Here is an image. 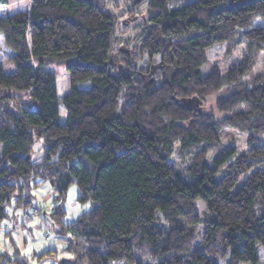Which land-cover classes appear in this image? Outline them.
Segmentation results:
<instances>
[{
    "label": "trees",
    "instance_id": "1",
    "mask_svg": "<svg viewBox=\"0 0 264 264\" xmlns=\"http://www.w3.org/2000/svg\"><path fill=\"white\" fill-rule=\"evenodd\" d=\"M29 1L0 16L11 53L0 61V89L30 98L0 97V225L8 206L28 208L48 182L69 255L56 264H258L264 75L245 76L264 54V0ZM216 45L242 47L241 58L203 74ZM58 64L69 74L60 99L48 70ZM222 86L217 117L204 105ZM73 183L77 201L93 207L64 223Z\"/></svg>",
    "mask_w": 264,
    "mask_h": 264
},
{
    "label": "rangeland",
    "instance_id": "2",
    "mask_svg": "<svg viewBox=\"0 0 264 264\" xmlns=\"http://www.w3.org/2000/svg\"><path fill=\"white\" fill-rule=\"evenodd\" d=\"M135 0H132L134 2ZM195 0H173L170 7H177L182 4ZM29 0H9L5 7H0V16L11 15L16 12H24L29 8ZM142 8V6H140ZM11 55L10 51L4 46L0 35V61H4ZM207 63L202 66L201 72L207 74L213 67H217L220 72H224L233 64H236L242 55V47H238L231 53H225V46H213L206 51ZM48 70L54 74L56 83V93L58 99L68 92L69 74L63 64L51 65ZM4 72L10 74L13 72V65L7 63L4 65ZM264 75V54L260 53L250 74L247 76ZM86 86V85H85ZM9 94L20 95L24 103H28L30 98L26 91H15L5 89ZM0 89V97L5 95ZM224 94V86L214 94L208 96L204 108L215 116L219 113L215 109V101ZM66 112L59 103L60 122H64ZM230 135L229 130L223 131L222 135ZM235 143L243 146V137L236 134ZM212 155V154H211ZM41 157V141L36 140L33 146L32 159L38 160ZM238 182L237 186L240 184ZM236 186V187H237ZM55 194L54 189L48 182L42 183L32 190V202L28 208H16L13 204L6 208L8 216L0 225V264H56L62 258L69 255L65 251L66 242L64 238L57 236L52 216L53 203L52 196ZM79 190L76 184H71L62 202L65 210L63 216L64 223L74 221L80 214L91 210L93 204L79 203L77 197ZM198 214L202 215L205 209L204 202L196 199ZM201 234L196 238L195 246L200 244ZM258 264H264V251L257 250Z\"/></svg>",
    "mask_w": 264,
    "mask_h": 264
},
{
    "label": "clouds",
    "instance_id": "3",
    "mask_svg": "<svg viewBox=\"0 0 264 264\" xmlns=\"http://www.w3.org/2000/svg\"><path fill=\"white\" fill-rule=\"evenodd\" d=\"M123 5H121V7H122Z\"/></svg>",
    "mask_w": 264,
    "mask_h": 264
}]
</instances>
